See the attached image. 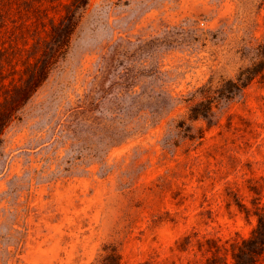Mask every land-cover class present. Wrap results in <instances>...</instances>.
Returning <instances> with one entry per match:
<instances>
[{
	"label": "rangeland",
	"instance_id": "rangeland-1",
	"mask_svg": "<svg viewBox=\"0 0 264 264\" xmlns=\"http://www.w3.org/2000/svg\"><path fill=\"white\" fill-rule=\"evenodd\" d=\"M183 21V30L163 32ZM119 37L132 49L137 38L151 39L145 59L162 60L177 92L209 80L225 86L256 58L252 46L264 42V0H88L65 55L4 132L0 224L8 182L24 173L28 159L31 167L42 164L39 155L25 154L35 126L83 94ZM161 39L171 46L158 49ZM184 110L112 148L105 175L94 165L33 184L25 240L11 264H209L214 244L248 236L255 218L242 207L251 208L253 197L264 200V75L242 95L221 100L218 121L202 139L184 138L174 127Z\"/></svg>",
	"mask_w": 264,
	"mask_h": 264
},
{
	"label": "trees",
	"instance_id": "trees-1",
	"mask_svg": "<svg viewBox=\"0 0 264 264\" xmlns=\"http://www.w3.org/2000/svg\"><path fill=\"white\" fill-rule=\"evenodd\" d=\"M87 3L0 0V35L9 29L7 45L0 46V154L6 128L20 118L23 107L65 55ZM184 24L165 25L163 32H178ZM151 42L137 38V46L132 49L130 39L119 37L100 56L96 73L83 94L35 126V141L28 143L25 154L39 155L42 164L31 167L28 159L27 169L12 178L4 191L9 205L5 218L9 219L8 214L13 217L10 223L4 219L0 224V264L19 260L26 234L24 218L30 212L27 195L33 184L87 172L94 165L105 175L112 148L146 133L182 107L183 119L174 127L183 132L184 138L202 139L204 131L218 121L221 100L242 95L249 83L264 75V42H258L252 46L256 58L239 69L235 78L228 79L227 85L214 86L209 80L185 95L175 91L173 76L162 60L150 63L145 59ZM158 43L161 50L171 46L166 39ZM37 116L40 121L42 115ZM198 121L206 127L197 126ZM165 144L175 142L167 138ZM60 146H64L63 156L58 153ZM251 190L258 193L256 188ZM251 204V208L242 207L247 218H255L249 235L222 247L214 244L215 260L209 264H264V200L253 197Z\"/></svg>",
	"mask_w": 264,
	"mask_h": 264
}]
</instances>
